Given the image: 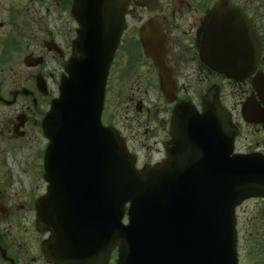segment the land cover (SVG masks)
<instances>
[{"label": "water", "instance_id": "1", "mask_svg": "<svg viewBox=\"0 0 264 264\" xmlns=\"http://www.w3.org/2000/svg\"><path fill=\"white\" fill-rule=\"evenodd\" d=\"M83 3L74 1L72 14L79 23ZM80 45L79 36L77 52ZM258 49L239 12L226 1L218 3L202 43L203 62L242 81L254 69ZM74 64L79 71V59ZM156 66L162 71L160 63ZM78 71L62 82L42 124L49 140L48 187L36 204V227L52 231L43 245L48 260L107 264L117 249L116 264H237L234 211L246 199L264 198V156L232 155L237 129L216 91L204 99L200 115L178 107L168 160L138 171L124 142L100 125L99 74ZM161 77L166 85L165 74ZM251 102L242 107L249 122L254 121L246 116ZM126 204L128 224L123 225Z\"/></svg>", "mask_w": 264, "mask_h": 264}, {"label": "flooded vegetation", "instance_id": "2", "mask_svg": "<svg viewBox=\"0 0 264 264\" xmlns=\"http://www.w3.org/2000/svg\"><path fill=\"white\" fill-rule=\"evenodd\" d=\"M218 1L153 0L147 6L125 0V30L105 88L106 93L124 95L125 110L106 114V122L120 132L137 168L164 159L176 103L190 98L200 109L199 74L200 85L207 84L204 93L214 84L216 73L200 62L199 50ZM227 1L247 17L260 39L254 74H264V0ZM71 4L72 0H0V224L10 222L17 228L7 233L0 227L5 252V258L0 252V264H50L42 250L50 234L37 231L35 225V204L46 188L41 123L61 77L70 74L65 67L77 30ZM145 24L151 25L144 38L158 37L156 43L167 48L163 61L165 73L172 74L174 93L170 86L162 93L153 58L144 55L140 31ZM233 86L241 89L244 99L255 95L251 78Z\"/></svg>", "mask_w": 264, "mask_h": 264}, {"label": "rangeland", "instance_id": "3", "mask_svg": "<svg viewBox=\"0 0 264 264\" xmlns=\"http://www.w3.org/2000/svg\"><path fill=\"white\" fill-rule=\"evenodd\" d=\"M50 17H54L51 16ZM120 57V56H119ZM146 64V68L148 69ZM144 69H141L144 71ZM202 75L198 78L199 86L196 90H202V93L207 89V84L203 81ZM220 87V100L223 105L230 109H234V116L239 120V104L243 99L241 89L229 84L225 80L215 79L214 81ZM195 90V91H196ZM124 95L119 97L114 93H109L107 114L115 109L119 111L125 110ZM199 96L195 98L198 102ZM241 122V121H240ZM243 126L244 123L241 122ZM264 148V135L258 130V127L244 126L240 130V134L236 141V151H246L251 149ZM264 152V149H263ZM237 229H238V253L239 264H263L264 263V202L262 200L246 201L236 210ZM21 228L29 230V225L26 223ZM0 227L7 233L16 232V226L10 222H1Z\"/></svg>", "mask_w": 264, "mask_h": 264}]
</instances>
